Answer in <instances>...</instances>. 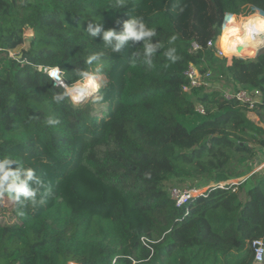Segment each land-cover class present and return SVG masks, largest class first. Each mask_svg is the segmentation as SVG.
<instances>
[{"label": "trees", "instance_id": "obj_1", "mask_svg": "<svg viewBox=\"0 0 264 264\" xmlns=\"http://www.w3.org/2000/svg\"><path fill=\"white\" fill-rule=\"evenodd\" d=\"M247 6L264 10V0H0V158L22 160L50 188L35 206L0 197V264H264L249 245L264 239V174L253 173L264 159V50L229 64L217 42L224 13ZM129 16L178 60L161 49L151 67H132L143 42L112 53L82 32L90 21L120 31ZM27 33L28 49L11 57ZM93 52L103 56L86 65ZM23 61L60 64L68 84L98 69L102 116L53 102L62 90ZM190 66L208 85L185 92ZM239 89L263 104L227 98ZM205 187L181 208L171 196Z\"/></svg>", "mask_w": 264, "mask_h": 264}, {"label": "clouds", "instance_id": "obj_2", "mask_svg": "<svg viewBox=\"0 0 264 264\" xmlns=\"http://www.w3.org/2000/svg\"><path fill=\"white\" fill-rule=\"evenodd\" d=\"M129 17L122 22L120 31L115 28L104 30L101 22L90 21L82 32L92 41L100 37L112 53H120L129 42H143L139 49L132 52L130 62L132 67H135L138 61L151 67L153 58L161 49H165V46L158 41L154 43V37L157 36L155 27H150L142 17ZM115 23L118 26L121 25L119 19ZM176 39L175 35L171 36L168 44H173ZM217 42L218 54L227 58L229 62L233 57L254 59L259 50L264 48V10L257 9L247 15L226 11ZM162 54L169 62L175 63L178 60L176 47L169 46ZM102 56V52H93L84 63L93 65ZM23 63L31 64L35 71L46 76L53 88L62 90L52 96L53 102L56 103L68 99L73 104H79L84 99L94 96L101 87L98 82V69L96 72L87 68L77 69L76 78L68 84L65 82L67 72L61 68L60 64H32L31 61H23ZM44 123L47 126L56 127L61 121L48 116L44 119ZM41 189L45 190L44 193H41ZM49 191L50 188L43 179L36 175L34 168L26 167L22 160L12 158L10 155L0 158V197L7 195L17 205L23 206L31 203L35 206L45 202L44 197ZM38 196L39 199H37Z\"/></svg>", "mask_w": 264, "mask_h": 264}, {"label": "built area", "instance_id": "obj_3", "mask_svg": "<svg viewBox=\"0 0 264 264\" xmlns=\"http://www.w3.org/2000/svg\"><path fill=\"white\" fill-rule=\"evenodd\" d=\"M209 47H212V43H208ZM200 47L197 44H193V50H198ZM261 50H264L262 48ZM185 75L190 80V86L185 87V92H191L192 89L200 88L202 86L208 85L205 78L208 77V74L206 76L202 75L200 71L194 67L190 66L188 71L185 73ZM258 97H260V93L258 91L250 92L248 90L239 89L236 93L228 92L227 98L233 99L235 98L237 101L249 106L250 109L256 108L262 101L258 100ZM198 112L203 113L204 110L201 106L198 107ZM243 182L239 183H233V185H239ZM229 184H232L230 182H221L216 185H214L217 188H225ZM207 190V189H205ZM204 193V191H197L196 189L188 190V191H182L180 189H173L171 190V196L176 201V204L178 207H184L191 198L196 196L197 194ZM251 249L254 252V258L256 263H262L264 262V239H257L252 241L250 244Z\"/></svg>", "mask_w": 264, "mask_h": 264}, {"label": "rangeland", "instance_id": "obj_4", "mask_svg": "<svg viewBox=\"0 0 264 264\" xmlns=\"http://www.w3.org/2000/svg\"><path fill=\"white\" fill-rule=\"evenodd\" d=\"M254 10H253V8H251V6H247L244 10H243V12H242V15H247V14H250L251 12H253ZM33 37V34H26L25 35V43L22 45V46H20V47H18L16 50H14V51H11L10 52V55H11V57H15L16 55H20V53H21V51L22 50H25V49H28V47H29V41H30V39ZM263 52V50H259V52H258V54H257V56H259L261 53ZM256 56V57H257ZM255 57V58H256ZM233 58H236V57H233ZM232 58V59H233ZM254 58V59H255ZM232 59H231V62H232ZM248 58H245L244 60H247ZM231 62H229V64H231ZM103 78H105V84L103 85V86H101V88L99 89V91L94 95V96H92V97H89V98H86V99H84L81 103H79V104H77V105H79L81 108H88V109H90L91 110V113L94 115V116H102V113H103V111L105 110V106H101V105H99V104H97V103H95V100H96V98H98L99 96H100V91L107 85V83H108V80H107V78L105 77V76H103ZM255 91V90H254ZM230 92H232V91H230ZM258 100L259 101H262L263 102V97H262V94H260V97H258ZM263 104V103H262ZM249 117H250V119L251 120H253L254 122H256L257 124H259L260 123V116L258 115V113H256L255 111H253V112H250V114H249ZM260 149V148H259ZM260 156H261V154H260ZM254 167V170H253V173H258V174H264V159L262 160V162L257 166V167H255V165L253 166ZM250 176V175H249ZM246 179H248V177H246ZM245 181V178H243V179H241V180H230V183H239V182H244ZM251 185L250 184H246V190H247V188H249ZM207 187H205V189H206ZM192 189H196L197 191H205V189L204 188H192ZM3 204H4V206L5 207H7L8 206V204L7 203H5V202H3ZM4 217V216H3ZM0 219H2V215H1V213H0Z\"/></svg>", "mask_w": 264, "mask_h": 264}, {"label": "crops", "instance_id": "obj_5", "mask_svg": "<svg viewBox=\"0 0 264 264\" xmlns=\"http://www.w3.org/2000/svg\"><path fill=\"white\" fill-rule=\"evenodd\" d=\"M99 77H102V75L101 76H98V80H101L105 84V80L103 78H99Z\"/></svg>", "mask_w": 264, "mask_h": 264}, {"label": "bare ground", "instance_id": "obj_6", "mask_svg": "<svg viewBox=\"0 0 264 264\" xmlns=\"http://www.w3.org/2000/svg\"><path fill=\"white\" fill-rule=\"evenodd\" d=\"M262 49V48H261ZM98 82L100 83L101 86L104 85V83L101 80H98Z\"/></svg>", "mask_w": 264, "mask_h": 264}]
</instances>
